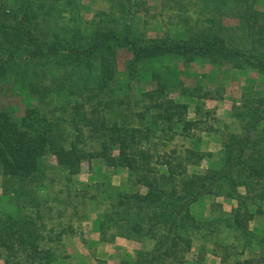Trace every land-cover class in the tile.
<instances>
[{"label":"trees","instance_id":"trees-1","mask_svg":"<svg viewBox=\"0 0 264 264\" xmlns=\"http://www.w3.org/2000/svg\"><path fill=\"white\" fill-rule=\"evenodd\" d=\"M109 2L128 22L149 10L147 0ZM163 3L180 15L177 33L135 37L127 24L96 29L89 40L72 32L70 38L54 34L49 41L40 38L36 9L48 18L56 11L76 15L77 0L0 5V90L9 73L25 81L31 70L50 64L64 70L49 110L41 109L48 102L40 97L22 124L0 110V170L10 181L0 197V264L67 260L56 239L73 235L83 222H92L102 241L153 242L151 251L123 264H213L211 255L220 264H264V238L250 229L264 216V88L247 82L230 123L204 107L190 119L189 104L173 99L178 87L159 78L154 90L131 93L142 67L166 58L253 71L264 83V13L254 0ZM226 19L238 24L226 25ZM122 48L131 49L133 57L120 83L116 53ZM63 123L77 129L73 140ZM211 142L220 144L217 153L204 151ZM49 151L56 166L46 163ZM87 158L114 172L127 169L128 176L118 183L104 176L94 195L74 191L71 177ZM206 161L208 169L200 171ZM219 198L235 202L230 213L219 202L207 212L215 217L195 211Z\"/></svg>","mask_w":264,"mask_h":264},{"label":"rangeland","instance_id":"rangeland-1","mask_svg":"<svg viewBox=\"0 0 264 264\" xmlns=\"http://www.w3.org/2000/svg\"><path fill=\"white\" fill-rule=\"evenodd\" d=\"M77 2L80 6V14L76 15H72V13L70 14L69 12L56 11L53 16L48 18L42 15L43 10L37 11L36 9V13H39L36 18V24L41 36L40 38L43 41L54 40V34L64 36L67 33L70 38L72 32L74 34L81 32V37L89 40L96 29L121 28L127 24L130 25L128 26L132 29L135 37L159 38L168 31L171 33H177L179 31L180 15L177 14L175 10L169 9L168 6H164L163 0H147L149 10L141 13L131 22L118 16L116 14V8H111L112 4L109 0H77ZM8 4L9 0L6 1V4L0 5L6 8ZM254 4L258 11L264 13V0H254ZM225 24L236 26L238 21L235 19H226ZM132 57L133 54L131 49L122 48L117 50L116 59L118 81L120 83L125 81L124 78L127 65ZM230 67L231 66H226L223 70H218L213 68L206 61L184 64L181 59L170 58L158 62H150L142 67L137 78L132 82L131 93L136 96L141 92L154 90L157 87L156 78L169 83L171 87H178L174 90L173 99L181 103L184 97L185 102L189 104L193 102L195 98L206 97L207 99V97L211 95L223 98L227 90L230 95H235V93L239 94V92L242 93L243 87L250 79L257 82V88L259 90L264 88L263 79L257 76L253 71H241L233 69L232 67L231 70H229ZM63 76L64 70L61 68H54L53 64L43 69L31 70L30 73L24 76L25 81L16 74H7L3 79L0 90V110L8 112L11 117L20 124H22V119L28 110L36 109V107L39 106L37 100L40 97H44L45 101L48 102L45 105L43 104L41 109L46 108V110H49L54 97L51 92L55 88L56 81ZM243 78H245V83L242 86H238L236 83L230 85L231 80L239 82ZM180 87H182V90H180ZM184 88L188 90L189 94H185L187 96H182ZM195 90H197L196 94H194ZM212 105L218 104L213 103ZM191 106L189 115L190 117H195V107ZM226 107V103H223V105L222 103L219 104V111L222 116ZM61 129L65 130L64 133L69 136V140H73L76 136L75 130L77 129L75 126L63 123ZM59 131L60 128L57 129V132ZM86 143L90 144L91 149L93 141L88 140ZM211 148L214 149L215 147L212 146ZM113 153H118L116 145L113 146ZM46 163L50 166L57 165L56 159L51 151L48 152ZM206 167L207 163H203L200 167V171H205ZM58 171L59 170L56 169V172ZM104 176L111 177L114 183H118L128 176V172L126 170H119L115 173L112 169L99 165L97 161L89 163L87 158L82 165L80 173L71 177V188L74 191L80 189L90 190L91 195H94L97 192L96 187L102 182L101 179ZM9 182L10 181L3 176L0 170V197H3L4 188ZM88 203L89 206L93 205V202ZM226 208L229 210L230 206L226 205ZM97 210L102 213L105 211V208L100 206ZM196 211L201 213L199 209ZM85 223L86 222L76 225V227L80 229L78 230L79 233L82 234V236H79L80 238L90 236L89 229L85 227ZM252 227L256 229L255 233L259 236L258 239L264 238V216L259 217L256 220V224H253ZM58 240H61L60 236L56 239V244ZM77 243L76 245H78ZM57 245L63 246L60 244ZM65 251L68 255L69 251L67 249H65ZM77 251L79 253L76 246L70 249L71 253ZM76 254L77 253H74V255ZM79 258L78 262L84 264L81 261L82 258Z\"/></svg>","mask_w":264,"mask_h":264},{"label":"crops","instance_id":"crops-1","mask_svg":"<svg viewBox=\"0 0 264 264\" xmlns=\"http://www.w3.org/2000/svg\"><path fill=\"white\" fill-rule=\"evenodd\" d=\"M206 67V66H205ZM211 70V69H210ZM229 70H231V67L229 68ZM253 74V73H250ZM238 85V86H242L245 83V78L241 79L239 82L237 81H232L230 82V85L232 84ZM239 88V87H237ZM242 93L239 92V94L235 93V95H230V93L228 92V90L225 92V94L223 95V98H218V99H212V98H207V99H200V98H195L193 100V102H191L189 105L191 107H195L194 109V115L196 117L197 112L199 110L202 109V107H204L205 110H211L213 112H215L216 117L219 118L220 120H222L223 122H227L230 123L231 120V114H232V108L233 105L235 104L236 101L240 100ZM184 97L182 98L181 103H184ZM213 103H216L218 105H212ZM222 103H226L227 107L226 109H224V112L222 113L223 116L221 115L220 111H219V104ZM229 104V105H228ZM189 106V110L191 109ZM221 106V105H220ZM229 107V108H228ZM189 113V111H188ZM195 117H190V119H193ZM214 146L215 148L212 149L211 147ZM217 147V148H216ZM221 146L219 143H214L211 142L209 144H207L204 147V151L207 152H211V153H217L220 150ZM203 163H207L203 162ZM202 163V164H203ZM202 166V165H201ZM200 166V167H201ZM209 167V163H207V167L206 169H208ZM200 169V168H199ZM205 169V170H206ZM119 170H126L127 169H119ZM119 170H116V172H118ZM128 172V171H127ZM213 202H219L223 204V208L224 211L227 213H230L232 210V207L235 205V202H229L226 201L223 198H219V199H210L208 202V207L202 206L200 208H198L199 206L196 207L195 211L197 209L201 210V214H208L211 217H215L216 214L214 212H209L210 210V206ZM226 205L230 206V209L228 210L226 208ZM256 224L255 222L251 223V230L256 232V229H253L252 225ZM83 227V226H81ZM85 227L87 229H89V237H84V238H80L79 236H82L81 233H79L78 230H80L79 228L75 229V233L73 235H63L60 236L61 240L57 241V244L63 245L65 247V249H67L69 251V258L67 260H63V261H59L55 264H81V262H78V259H80L79 257H81V261L84 264H99V260H103L104 262H106V264H123L126 261L129 262H133L136 261L138 258V255L142 252H148L151 251L153 249V242L149 239V238H144L142 240H126L123 238H117L116 240L112 241V242H107V241H102L99 237V235L93 230V226H92V222L85 223ZM261 231V230H260ZM263 231V230H262ZM78 242V243H77ZM76 243L78 245H76ZM76 246V248L79 250L77 252H70L71 248H74ZM74 250V249H72ZM74 253H77V257L76 255H74ZM211 260V262L213 264H220V259L216 258L214 256H210L209 258ZM196 262L190 263V264H195Z\"/></svg>","mask_w":264,"mask_h":264}]
</instances>
